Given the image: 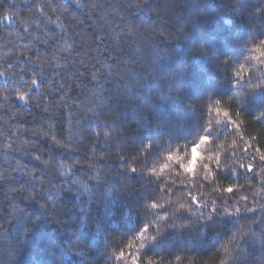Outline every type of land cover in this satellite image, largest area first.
<instances>
[{"label":"clouds","instance_id":"9594fccd","mask_svg":"<svg viewBox=\"0 0 264 264\" xmlns=\"http://www.w3.org/2000/svg\"><path fill=\"white\" fill-rule=\"evenodd\" d=\"M0 264H264V0H0Z\"/></svg>","mask_w":264,"mask_h":264}]
</instances>
